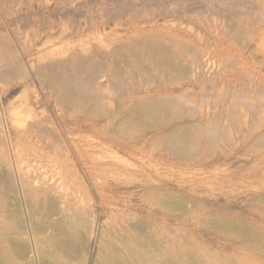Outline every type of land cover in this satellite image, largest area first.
Returning <instances> with one entry per match:
<instances>
[{"label":"rangeland","instance_id":"rangeland-1","mask_svg":"<svg viewBox=\"0 0 264 264\" xmlns=\"http://www.w3.org/2000/svg\"><path fill=\"white\" fill-rule=\"evenodd\" d=\"M121 263L264 264V0H0V264Z\"/></svg>","mask_w":264,"mask_h":264},{"label":"bare ground","instance_id":"bare-ground-1","mask_svg":"<svg viewBox=\"0 0 264 264\" xmlns=\"http://www.w3.org/2000/svg\"><path fill=\"white\" fill-rule=\"evenodd\" d=\"M48 197H49V196H48ZM50 197H51V196H50ZM50 197H49V199L51 200L52 197H51V198H50ZM14 199H15V196H14ZM16 202H18V199H17ZM49 202H50V201H49ZM49 202H48V203H49ZM50 203H51V202H50ZM52 203H53V201H52ZM52 203H51V206H52V205H53V206L50 208L49 211H52V210L55 208V207H54V204H52ZM16 210H17V209H16ZM15 213H17V212H15ZM18 214H19V213H18ZM43 214H44V212H43ZM11 215H12V214H11ZM8 216H9V215H8ZM9 217H10V216H9ZM13 217H14V216H13ZM13 217H12V218H13ZM18 225H19V224H18ZM44 225H45V224H44ZM44 225H43V226H44ZM46 226H47V225H46ZM44 227H45V226H44ZM9 238H10V237H9ZM18 242H20V241H18ZM15 243H16V241H15ZM20 243H21V242H20ZM26 245H27V244H26ZM15 247H17V248H16V253H17V254H19V253H21V252H22L21 254H23V251H24V253H25V250H24V249H26V248H23V247H26L25 245L22 246V247H21L20 245H17V246L15 245ZM130 249H131V248H130ZM28 250H29V252H30V249H28ZM29 252H28V253H29ZM28 253H27V250H26V253H25V254L28 255ZM21 254H20V255H21ZM25 254H24V255H25ZM21 256H22V255H21ZM145 256H146V255H145ZM23 257H24V256H23ZM25 257L28 258V256H25ZM25 257H24V258H25ZM31 257H32V256H31ZM26 261H27V260H26ZM28 262H29V261H27V263H28ZM121 264H126V263H121Z\"/></svg>","mask_w":264,"mask_h":264}]
</instances>
